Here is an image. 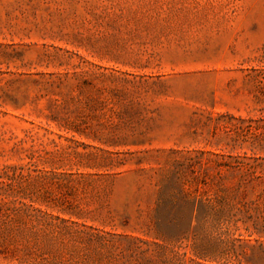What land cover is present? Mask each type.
<instances>
[{"label":"rangeland","instance_id":"rangeland-1","mask_svg":"<svg viewBox=\"0 0 264 264\" xmlns=\"http://www.w3.org/2000/svg\"><path fill=\"white\" fill-rule=\"evenodd\" d=\"M63 200L102 264L264 245V0H0V264Z\"/></svg>","mask_w":264,"mask_h":264},{"label":"trees","instance_id":"trees-1","mask_svg":"<svg viewBox=\"0 0 264 264\" xmlns=\"http://www.w3.org/2000/svg\"><path fill=\"white\" fill-rule=\"evenodd\" d=\"M57 206L59 212L70 217L64 218L38 211L41 216L34 217L35 225L40 224L43 228L38 230L40 232L34 231L32 234L34 248L31 263L27 264H102V258H94L93 253L99 247H108L109 242L104 240L111 236V233L92 229L72 220L71 216L78 217V213L76 206L69 200H63ZM179 215L175 214L172 219L166 218L167 215L161 217V223L157 226L163 224L167 228L158 229L154 238L162 242H173L183 237L184 231L177 229V226L182 220L187 219V215L183 214L182 218L177 219ZM247 250L243 249L240 255L229 253L228 261L222 264H264L263 244L252 245L247 247ZM192 261L195 264H202L194 259Z\"/></svg>","mask_w":264,"mask_h":264}]
</instances>
